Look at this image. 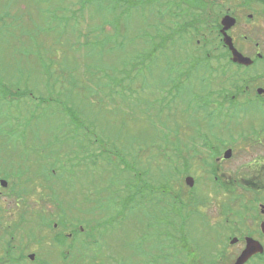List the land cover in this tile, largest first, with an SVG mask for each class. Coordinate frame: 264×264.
I'll return each mask as SVG.
<instances>
[{"label":"rangeland","instance_id":"1","mask_svg":"<svg viewBox=\"0 0 264 264\" xmlns=\"http://www.w3.org/2000/svg\"><path fill=\"white\" fill-rule=\"evenodd\" d=\"M90 1L92 3L82 9L80 4L69 5L75 0H0V12L9 10L17 18L21 17L19 26H23L25 36L24 51L23 43H19L22 32L18 23L12 29L13 33L6 32L0 36V76L6 78L9 84L20 81V88L25 87L29 93L24 98L25 103H19L18 111L14 102H9L11 105L7 102L5 111L1 112L4 116L0 117V179H5L8 186L3 189L7 199L0 206L20 205L27 211L37 209L42 217L51 220V225L69 219V223L83 227L87 235L92 233L93 228L97 234L104 233L103 249L109 251L102 253L101 263L91 259L96 253L94 246L76 242L72 246L73 252L70 251V261L66 264H141L146 258L153 259L157 264H164L163 261L167 259L169 264L181 261L182 264H187V261L189 264H217L219 261L214 255L215 251H211L214 246L210 245V231L205 229L206 226L209 224L217 229H228L232 225V218L227 223L225 220L232 206H252L257 193H246L242 189V181L237 185L238 181H220V177L217 180L215 177H240L247 163L255 160L253 166L256 167V161L264 159L261 139L264 135L261 132L264 114L259 111L264 110V97L262 95L260 99L250 102V96L248 100L239 96L240 105L246 106L244 110L239 106L230 109L229 103L224 105L222 119H227V116L235 118L238 129L234 134L236 141L233 139L230 145L231 155L223 159L226 150L222 146L221 153L216 154L205 143L206 139L210 142L213 139L209 133L227 135L228 132H224L223 127L208 132L209 126L219 125L215 122L217 118L210 116L216 110V105L208 109L210 115L196 114L193 112L196 104L189 103L188 93H199L200 100L209 99L202 101L213 104L217 98L216 92H236L229 77L235 78L239 72L245 71L247 75L257 74L261 80L264 77V63L243 70L216 64L217 68H213L218 71L211 72L213 76L210 78L209 65L205 64L199 70L192 69L197 77L208 78L203 83L195 76L185 80L182 101L176 99L168 104L166 96L172 89L161 90V81L169 75L164 59H161V62L153 65L146 88L137 83L133 94L130 91L113 94L110 84L102 85L101 77H113L112 74L118 70L131 68L132 57L153 40L146 33L151 22L157 25L155 28L167 26L165 34L170 25L177 26L179 22L170 19L176 16L170 6L163 11L164 18L155 22L156 15L148 9V3L144 0L141 7L132 13L131 19H127V28L111 37L116 25L111 26L110 23L114 21L107 10L108 0ZM120 1L131 3L132 0ZM230 3L224 0L221 5L226 7ZM178 9L180 7L176 11ZM62 17L69 18L67 25L62 23ZM121 19L125 20L123 16ZM195 23L196 28L204 30L199 34L202 36L205 33L207 36L204 39H209L206 33L210 28L209 21L198 17ZM143 32L146 33L147 42ZM154 34L155 29L151 35ZM187 35L192 40L191 48L195 47L197 40L202 44L195 33ZM252 39L258 43L264 56L263 20L258 30L252 33ZM177 50L183 49L178 47ZM20 51L23 53L18 55ZM187 52H182L184 58ZM213 68L210 71H215ZM133 74L134 70L132 73L122 71L118 77L129 79ZM223 74L227 78L221 77ZM249 79L254 80L251 76ZM202 85H206V88ZM72 114L80 119L76 118L75 122L71 119ZM209 119L212 122L206 125ZM76 125L78 129L74 128ZM229 127L235 130L232 124ZM123 162L131 170L126 169ZM219 162L220 167L216 165ZM163 169L170 176L169 189L177 191L183 186V195L181 191L172 192L174 205L179 206L181 197L185 207L197 211L192 232L198 240L195 246L186 241L179 242L175 236L164 249L165 237L161 226L157 229L160 235L152 231L151 226L146 230L147 222L154 219L149 210L138 211L137 219L131 211L133 187L130 188V185L136 175L143 182L146 179L152 182V191L142 194L151 200L149 206L152 205L157 212L161 210L162 188L159 184L165 176ZM171 173L177 174V177H171ZM185 178L193 180L192 189L184 184ZM111 179L114 187L110 185ZM52 181H56L55 187L51 186ZM221 182L227 183L230 191L221 190ZM261 184H264V180ZM189 190L192 192L189 193ZM117 193L122 200L128 199L126 205L111 204L110 196ZM98 206L100 208L94 212ZM115 210L120 211L119 217L116 222L107 224L105 219L111 218L109 214L114 215ZM101 212L105 214L102 217L98 215ZM88 214L91 221L87 218ZM65 232L68 230L65 229ZM48 234L45 230L41 232V236L47 235L46 238ZM136 234L140 237L137 238ZM71 243L66 241L67 252ZM146 246L154 254H140ZM45 247L42 249L49 252L53 249ZM82 248H88L85 258L82 257ZM193 250L198 252L194 253ZM58 254L54 250V255L49 256V264H65ZM116 256L118 261L115 263L113 260ZM227 261L230 260H225V263Z\"/></svg>","mask_w":264,"mask_h":264},{"label":"flooded vegetation","instance_id":"2","mask_svg":"<svg viewBox=\"0 0 264 264\" xmlns=\"http://www.w3.org/2000/svg\"><path fill=\"white\" fill-rule=\"evenodd\" d=\"M177 1L180 5V9L182 10L183 17L185 19L195 22L198 17H201V19L208 20L210 23V28L208 31H206V33L210 37L209 39H204V36H207L204 33L202 34V36L199 35L202 40V44H200V41L197 40L195 48H191V46L187 47V45H182V49L194 51L199 56L202 54V57L206 59V62L209 63L208 65H213V67L216 66V64H220L223 66H232L234 68L236 67L237 69L243 70L248 69L250 66H254L255 64L262 65V63H264V56L260 53L258 43H255L252 39V33L254 31H257L258 27H260L261 25L262 20L264 21V0H226L228 2H231L230 4H226V7L221 5L224 0H213L212 2H209V0ZM231 18L235 21L233 20V25L225 30V25L228 26L229 23H231ZM195 26H193V29H189L187 31V34H194L195 31L198 30ZM199 31L202 33L204 32V30L200 29ZM223 32L231 38L233 47L238 53L252 60L249 66L233 63L232 53L229 47L226 46L223 41ZM255 35L258 34L255 33ZM203 41L205 42L203 43ZM189 42L191 43L190 39ZM252 42L253 46H251ZM262 68L264 70V65H262ZM239 73L241 75H236L235 78L229 77V79L233 81L231 85L235 86V91L240 96H244V98H246L247 100V97L250 96V102H254L255 99H260V96L262 95L264 97L263 76L261 79L263 81H261L260 77H258L257 74L247 75L245 71H241ZM227 76H229L228 73ZM250 76L254 80L249 79ZM221 77L227 78L225 74H223ZM255 80H257L256 83ZM251 81L253 82L251 83ZM261 88L262 93L259 94L258 90L261 91ZM231 97L233 98L234 96L231 95ZM229 104L231 105V103ZM230 108L233 107L230 106ZM242 110L244 109L242 108ZM214 111L215 112L213 113V117L217 118L215 122L219 125H214V127L209 126L208 129L211 127V131H214L216 127H219L220 130L223 127L225 129H223L224 132H228L227 135H222L218 132L209 133L210 135H212L213 139L211 140V142L209 141L208 143H206V145L209 144L208 146L213 147L215 145L219 147L222 146L224 150L231 149L230 145H232L234 134L238 129L237 125H235L237 124V121L235 120V118L231 119L230 116H227V119H222L223 113H225L223 109H216ZM259 111L261 112V114H264V110ZM240 114L243 113L241 112ZM231 124L233 125V127H235V130H231V128L229 127V125ZM261 132L264 133V124L261 127ZM255 133L256 132H254L253 134ZM261 139L264 143V135L261 137ZM167 142L168 139L165 143L167 144ZM169 158L171 159L170 155ZM177 158L180 159L179 155L177 156ZM254 162L255 160L246 164L245 172L240 177L229 176L227 178L224 175L215 177L216 180L220 177V181H223L224 179H226V181H242L244 183V187L247 188L246 190L248 193H257V196L253 198L255 204H253L252 206H232L231 211L229 212V216L225 220V222L227 223L230 220L229 218H232V225L229 226L228 229H217L216 227H211L208 224L207 220L206 223L208 225L205 229H208L210 231L209 241H212L210 245L211 247L214 246L211 251H213V253L215 251L214 255L219 261H217V264H234L236 259L245 249L247 238H252L253 240L259 242L262 246L263 252L261 254H254L244 264H253L256 262L259 264H264V197L260 198V196L264 195V184H261V181L264 180V159H258L256 161L255 166L257 168L253 166ZM219 164L220 162L216 163L217 166H219ZM163 172L165 176L164 179H162V183L159 184V187L162 188V193H160V195L162 196L160 203L161 210L157 212L153 209L152 205L149 206V202L151 200H148V196L142 194L146 192L150 193V191H152V189H150V185L152 182L149 179H146V182H143L136 175L134 181L132 182V185H130V188L131 186L133 187L132 195L130 196L133 204L131 207V211H133V215L137 219L138 211H142L143 209H145L146 211L149 210L148 212L153 215L154 219L147 222L145 226L147 227L146 230L148 229V226H151L152 231L154 229L157 230L158 227L161 226L160 229L162 230L163 236L165 237L164 249L167 248L168 242L172 241L175 236H177L179 242L186 241L192 245H196L198 240L194 238V234H192V232L194 228L193 221L196 218L197 211H195L193 208L185 207L186 205H183L181 197H179V206L176 207L174 205L175 202L173 197L171 196L172 192L178 193L181 191V195H183V186H180V189H178L177 191L169 189L170 176L166 175L165 169H163ZM171 177H177V174L171 173ZM51 186L55 187L56 181H52ZM4 192L5 191L0 188V203L5 202L7 199V196L4 195ZM130 192L131 190L129 191V193ZM191 192L192 190H189V193ZM119 196L120 195H118V193L110 196V198H115V202L111 201V204H114L115 206L121 203L124 204L126 200H122V197L119 198ZM60 197L62 198L63 196L61 195ZM140 204L143 205L140 206ZM99 208L100 207H97L94 212L98 211ZM116 212L117 210H115L114 215L116 214ZM118 212L120 211L118 210ZM89 215L90 214L87 215L88 219ZM42 216L43 215L40 214L37 209H30L29 211H27L24 206L20 205H14L13 207L0 206V264H49V256L54 255V250L56 252H59L58 255L62 260L61 262H64L63 260H65V262L68 263L69 254L72 250V243L69 245L70 248L68 247L69 252L65 251V253H62L63 246H59V242L65 243L64 245H68L66 244V241L72 242V240L74 239L73 235L76 234L77 239L75 241H79L84 245L89 246V242L92 240L91 238L95 236L93 231L92 233H89L87 235V233H84L83 228L80 229V231L83 232L82 236L81 233H75V231L77 230H75L72 224L68 223V221H66L65 223L63 220V223L51 225V220ZM109 216L111 217L112 215L109 214ZM89 220H91V218ZM57 226H60L61 228H58ZM65 229H67L68 232H65ZM42 230L49 232L48 238H46L47 235L41 236ZM224 232H228V234ZM158 235H160L159 232ZM138 237H140V235H138L137 238ZM93 240L100 243L99 249L93 255L94 258H97L101 261L102 253L104 252V254H107L109 249H103L102 234H99V236ZM224 241L225 244L223 245ZM219 244L221 245V247H219ZM43 246H46L45 248H53L54 250L52 249L50 250V252L47 249L43 250ZM87 249L88 248H84L85 256ZM139 253H144L142 255L147 256L154 254L151 250H149L147 246L144 247ZM217 255H220V257H218ZM227 259L230 261H227L225 263V260ZM167 260H164L163 263L169 264ZM185 260L187 261L186 255ZM117 261L118 258L116 256L113 262L116 263ZM141 264L157 263L153 259L146 258L145 260L141 261ZM177 264H182V261L178 262ZM187 264H189L188 261ZM195 264L198 263L195 262Z\"/></svg>","mask_w":264,"mask_h":264},{"label":"trees","instance_id":"3","mask_svg":"<svg viewBox=\"0 0 264 264\" xmlns=\"http://www.w3.org/2000/svg\"><path fill=\"white\" fill-rule=\"evenodd\" d=\"M75 1L76 2H74V3L69 2V5L75 6V5L80 4L81 8L83 9L88 4L92 3L90 0H75ZM87 1H89V2H87ZM98 1H100V0H98ZM142 1H144V0H135V1L132 0L131 3H126V2L120 1V0H108L109 3L106 2L108 4L107 10L109 11V13H110L109 15L113 19L114 23H112L110 21L109 22L111 23V26L116 25V29H115V31L112 32L111 37L114 34H121L120 30L121 29L125 30L127 28V19H131L130 17L132 15V13L135 12L136 8L141 7ZM146 1L148 3V9L150 11L153 10L155 15H156V21L155 22L158 23V22H160V19L164 18L165 14L163 15V11H167L168 6H170L171 8H173V14L176 13V16H171L170 19H172V18L176 19V21L179 22V24H177V26L176 25H172V26L170 25V27H168V30H169L168 33L165 34L164 32H165V30L167 31V26L159 29V27H156V28L154 27V26H157L154 24V22H151V25L149 26L148 29H149V32L151 34L154 33V29H155V34L151 35L148 31H146V33H148V35L152 36L153 40L148 42V44H149L148 47H146V45L142 46L140 51H138L137 54L132 57L133 63H132L131 68L118 70V72L116 74H112L113 77H104V78L101 77L100 81L103 80L104 84H102V85L104 87L106 86L105 84H110L111 88H113V90H110V91L113 94L118 95V94H121V92H123L125 94V92H127V91H130L131 94H133V93H135V86L137 85V83L142 85V87H144V88L147 87L148 78L152 74V71H153L152 70L153 65L158 64V62H161V59H164L165 65H166L167 70H168L167 72L169 73V75L167 78L163 79V82L161 81V84H160L161 90L164 92L166 90H169V88L172 89L168 93L169 96H166V97H168V104L171 101L175 102L176 98L181 102L182 97L184 96L183 93H185V89H186L184 87L183 82H185V80H188L192 76L199 78V77H197L198 75L196 76L193 74V71L199 70L203 65L205 66V64H207V65L209 64L208 62H206V59H204L202 57V54L199 56L194 51H189V52H187V56L184 58L182 52L183 51L185 52L188 50H184V49L182 51L177 50V48L181 47L182 45L191 46L192 43L189 42V36L187 35V31L189 29H193V26H195L196 23L193 21H189V20L185 19L183 17V13H182L181 9H178L176 11V9L178 7H180L177 0H146ZM164 13H167V12H164ZM157 14H158V16H157ZM121 16H123L125 18V20L124 19L119 20V18ZM65 17H67V16H65ZM62 18H61L62 23L67 25L69 22V18H67V19L64 17H62ZM21 21H22L21 17L17 18V16H15L13 13L9 12V10L4 11V12L3 11L0 12V36H3V34L6 32L7 33H9V32L13 33L12 29H14L16 27L15 25L18 23V28L22 32L19 34L20 35L19 43L20 42L23 43V51H24L25 36H24L23 26L22 27L19 26ZM196 29H198V28H196ZM146 33L143 34V37H145V39L147 38ZM199 33H200L199 29L195 31V34H197V36L200 35ZM145 42H147V39ZM195 47H196V44H195ZM23 51H20L18 55H21L23 53ZM207 65H206V67H207ZM214 67L217 68V66H214ZM212 68H213V65H211V67L210 66L207 67V69H209V74H210L209 78H210V76H212L211 72L217 73V71H218V69H215V68H213L215 71H210V70H212ZM192 69H193V71H191ZM133 70L135 71V74H133V77H129V79L118 77V76L122 75V71H128V72L132 73ZM207 78L208 77L199 78V79H200V82L203 83V81L206 80ZM0 79H2V80H0V117H2L4 115H2L1 112L5 111L4 108L7 104V102L8 103L14 102L15 109L18 111L19 110V103H23V102L25 103L24 98L27 97L29 95V93L26 92L25 87L20 88V86H21L20 81H17L14 84H9L6 82V80H7L6 78L0 76ZM3 79H4V81H3ZM202 86L204 87V85H202ZM210 92H211V94L215 95L212 91H210ZM216 94H217L216 100H214L212 102L213 104L208 105L207 102L202 101V100L209 101V99L204 98V99L200 100L199 99V97H200L199 93H188L189 103H195L196 104L195 108L193 109V112L194 113L197 112L196 114L205 115L207 113L208 115H210V111L208 109L212 105H216V107H217L216 109H218V110L223 109V107H224V105H226V103H231L232 107H237L238 105H240V102L237 99L240 95L237 92L230 94L226 91H220V92H216ZM231 95H233L236 98L233 100ZM9 104L11 105L12 103H9ZM239 107H241V109H242L244 107V105L239 106ZM71 108L73 109V107H71ZM160 110L161 109H159V111ZM214 112L215 111H213L212 114L210 115L211 117L213 116ZM196 114H194V116ZM72 116L73 117L71 119H73L75 122H76V118L80 119L78 116L76 117L74 114H72ZM81 116L83 117L84 115L81 114ZM208 122H212V121L209 119L208 121H206V125H208ZM68 123L70 124L69 120H68ZM211 127H214V125H211ZM211 127L208 129V132H211ZM74 128L78 129L79 126L76 125ZM208 142L209 141L206 139L205 143H208ZM209 149L211 151L214 150L216 154L221 153V148L219 146H217V147H216V145L214 147L210 146ZM123 165L126 169H128V166H129L128 164L123 162ZM109 182L111 185L112 179ZM238 183L239 182H237V185H239ZM221 184H222V186H221L222 188H220V189L223 190L224 192L228 191L229 188H228V186H226L227 183L224 184V182H221ZM111 187H114V185L113 186L111 185ZM242 189H244V191L246 193H248L246 190L247 188L244 187ZM229 191H230V189H229ZM249 193H251V192H249ZM111 201L115 202V198L111 197L110 202ZM101 213L98 214L100 217L105 215V214H103V213L101 214ZM118 217H119V212L117 210L116 214L112 215L111 218L105 219V222L107 224H112V223L116 222V219ZM74 225H77V223H74ZM75 233L80 234V231H75ZM81 236H82V234H81ZM73 237H74V242H75V240L77 239V235L75 234V235H73ZM76 242H78V241H76ZM78 243H81V242H78ZM184 245H186V244H184Z\"/></svg>","mask_w":264,"mask_h":264},{"label":"water","instance_id":"4","mask_svg":"<svg viewBox=\"0 0 264 264\" xmlns=\"http://www.w3.org/2000/svg\"><path fill=\"white\" fill-rule=\"evenodd\" d=\"M234 22H232L231 20V25ZM224 42L225 44L229 47L231 53H232V61L234 63H238V64H242V65H249L251 64V60L248 58L243 57L240 53H238L232 45L231 39L226 36V34H224ZM259 93H261V91H259ZM231 155V151L227 150L226 153H224L223 157L225 159H228ZM185 183L187 186L192 187L193 186V180L191 178H186ZM0 184L2 187L6 186V182L5 181H0ZM263 231H264V226H263ZM246 247L245 249L242 251V253L240 254V256L237 258V260L235 261V264H244L251 256H253L254 254H258V253H262L263 249L262 246L257 242L254 241L250 238L246 239Z\"/></svg>","mask_w":264,"mask_h":264}]
</instances>
